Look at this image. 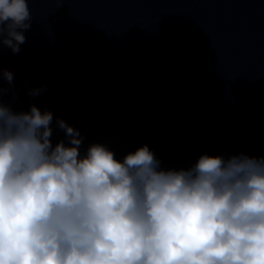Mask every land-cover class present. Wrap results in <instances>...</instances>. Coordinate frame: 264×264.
I'll list each match as a JSON object with an SVG mask.
<instances>
[{
  "label": "water",
  "instance_id": "95a60500",
  "mask_svg": "<svg viewBox=\"0 0 264 264\" xmlns=\"http://www.w3.org/2000/svg\"><path fill=\"white\" fill-rule=\"evenodd\" d=\"M18 52L0 44V101L53 113L118 158L162 167L201 153L264 155V0H29ZM43 85L37 95L28 89Z\"/></svg>",
  "mask_w": 264,
  "mask_h": 264
},
{
  "label": "clouds",
  "instance_id": "9594fccd",
  "mask_svg": "<svg viewBox=\"0 0 264 264\" xmlns=\"http://www.w3.org/2000/svg\"><path fill=\"white\" fill-rule=\"evenodd\" d=\"M31 22L29 0H0V44L18 52ZM52 121L0 101V264H264V155L204 152L165 168L147 143L81 154L83 135L61 117L69 142L53 145Z\"/></svg>",
  "mask_w": 264,
  "mask_h": 264
}]
</instances>
